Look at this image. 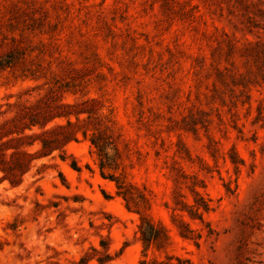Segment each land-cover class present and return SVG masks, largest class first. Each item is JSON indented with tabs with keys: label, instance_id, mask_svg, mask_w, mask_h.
<instances>
[{
	"label": "rangeland",
	"instance_id": "obj_1",
	"mask_svg": "<svg viewBox=\"0 0 264 264\" xmlns=\"http://www.w3.org/2000/svg\"><path fill=\"white\" fill-rule=\"evenodd\" d=\"M16 102L75 141L0 184V264H264V0H0Z\"/></svg>",
	"mask_w": 264,
	"mask_h": 264
},
{
	"label": "trees",
	"instance_id": "obj_2",
	"mask_svg": "<svg viewBox=\"0 0 264 264\" xmlns=\"http://www.w3.org/2000/svg\"><path fill=\"white\" fill-rule=\"evenodd\" d=\"M61 108L69 107L61 106ZM67 115L69 114L65 112L56 113L48 109L39 116H33L25 104L16 102L0 105V184L5 182L11 188H16L20 186L35 161L49 157L54 152L64 153L63 148L70 141H75L74 132L71 129L73 124L66 120L65 126L54 124L49 129H45V127L56 118L66 119ZM72 168L79 171L75 160H72ZM103 168L104 166L100 164L101 176L105 177ZM144 224L148 227L149 232L147 233L142 231ZM138 231L140 233L139 240L142 242L144 250L151 245L158 246L159 230L152 224L141 220ZM163 237L164 240H168L166 233H163ZM98 262L103 263L101 260ZM141 264L190 263L179 257H166L163 261L144 259Z\"/></svg>",
	"mask_w": 264,
	"mask_h": 264
}]
</instances>
